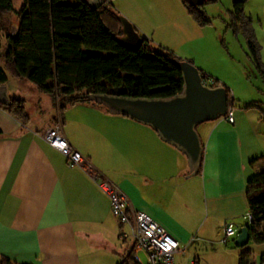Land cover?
I'll return each instance as SVG.
<instances>
[{
    "label": "crops",
    "instance_id": "0c3cea01",
    "mask_svg": "<svg viewBox=\"0 0 264 264\" xmlns=\"http://www.w3.org/2000/svg\"><path fill=\"white\" fill-rule=\"evenodd\" d=\"M144 1L150 9H144L141 0H111L110 5L148 42L154 23L186 14L181 0ZM257 5L264 40V0ZM195 32L204 39L201 30ZM253 32L259 45L258 32ZM164 51L174 57L178 53ZM196 68L213 77L205 65ZM16 82L38 104L49 97L27 82ZM35 104L31 105L36 108ZM54 115L55 110L48 125L31 128L0 111L1 257L12 264H119L128 245L119 235L126 228L112 218L94 174L115 186L133 212L159 225L184 248L180 255L189 254L188 260L237 264L241 252L253 253L245 246H233L238 229L244 227L235 224L247 213L245 182L256 173L248 170L251 150L234 121L196 127L201 128L196 130L202 145L201 170L186 178L185 158L150 128L90 104L68 108L63 115L62 134L83 159L81 167L67 168L58 152L41 139ZM228 224L236 233L229 238L231 246L220 244ZM252 264H259L254 254Z\"/></svg>",
    "mask_w": 264,
    "mask_h": 264
},
{
    "label": "trees",
    "instance_id": "16d2710c",
    "mask_svg": "<svg viewBox=\"0 0 264 264\" xmlns=\"http://www.w3.org/2000/svg\"><path fill=\"white\" fill-rule=\"evenodd\" d=\"M63 1L66 0H22L19 10L14 12L15 23L12 25L6 19L13 12L12 2L0 0V36L3 40L0 41V84H5L9 78L24 81L49 95L55 110L51 126L61 125L65 111L79 104L105 110L100 105L82 100L83 95L168 99L180 94V74L171 64L174 55L150 49L149 42L139 34L142 44L138 50L123 48L119 44V14L108 0L96 10H91L86 0ZM181 2L197 27L210 24L200 7L189 5L186 0ZM244 2L232 0L226 31L234 38H243L246 58L264 81L260 47L251 19L244 13ZM12 27L16 30L14 38L10 36ZM200 75L206 83L207 77ZM208 86L220 85L212 81ZM223 89L228 113L233 99L229 90ZM7 99V105H0V111L21 126H27L29 118L24 102L9 96ZM260 161L255 175L245 182L244 191L251 220L244 228L249 242L255 244L264 242V157ZM200 170L201 161L196 175ZM258 263L264 264V255L258 258ZM0 264L12 263L0 256ZM237 264H252L251 252H241Z\"/></svg>",
    "mask_w": 264,
    "mask_h": 264
},
{
    "label": "rangeland",
    "instance_id": "374dc122",
    "mask_svg": "<svg viewBox=\"0 0 264 264\" xmlns=\"http://www.w3.org/2000/svg\"><path fill=\"white\" fill-rule=\"evenodd\" d=\"M109 3L111 0H108ZM12 13L6 19L8 23H15V13L22 5V0H11ZM144 9H150L149 5L141 0ZM258 0H246L244 4V13L250 15L251 26L255 29L260 40L259 47L261 48V62L264 61V40L261 39L259 23L257 17L260 14ZM63 3H70L66 0ZM171 8V3H168ZM200 7L210 24L206 27L199 28L195 25L192 19L185 14L183 18L177 17L169 19L166 22L159 24L154 23V31L149 33V47L154 51L176 50L175 58L190 62L193 67L205 65L207 71L213 77L207 76V81H217L220 86L229 90L233 99L230 107L231 121L237 124L238 132L243 134L248 148L251 150L250 166L248 170L257 171L260 158L264 157V81L256 73L253 65L246 58L247 50L244 40L241 36L234 38L231 32L226 31L228 23V12L232 10V0H202ZM134 30H136L133 27ZM201 30L204 39L196 34L195 31ZM228 30V29H227ZM137 31V30H136ZM137 34L138 31H137ZM215 34V40H214ZM140 35V34H139ZM217 40V41H216ZM1 43L3 42L0 36ZM222 42V45H221ZM201 51H200V49ZM187 54L190 57H184ZM103 56H107L104 54ZM183 56V57H181ZM195 67V68H196ZM197 69V68H196ZM198 70V69H197ZM7 95L24 100L25 113L30 119L28 127L39 128L41 125H48L47 118L54 112V106L49 97H45V102L33 100V94L27 90L17 88L18 84L15 80H7ZM31 87V86H30ZM46 95V94H45ZM34 102L35 107L31 104ZM31 103V104H29ZM38 110L41 112L38 113ZM233 115V116H232ZM222 122L224 125H231L222 117L213 122ZM211 122V123H213ZM206 122L204 124H208ZM199 133L201 128L196 129ZM252 165V166H251ZM252 176V174H251ZM245 220L238 221L235 225L238 227L245 226ZM235 229V227H233ZM234 236L231 237V240ZM230 239L228 240V242ZM245 249L252 250L256 260H258L260 252H264V242L255 244L248 242ZM231 246V242H229ZM189 254L175 255V264H186ZM141 264H145V256L138 253Z\"/></svg>",
    "mask_w": 264,
    "mask_h": 264
},
{
    "label": "water",
    "instance_id": "95a60500",
    "mask_svg": "<svg viewBox=\"0 0 264 264\" xmlns=\"http://www.w3.org/2000/svg\"><path fill=\"white\" fill-rule=\"evenodd\" d=\"M91 10H96L104 0H86ZM189 5L199 6L202 0H186ZM121 37L119 44L136 51L142 38L132 25L122 16L117 17ZM16 30L10 29L15 37ZM179 72L182 89L179 95L168 99H137L113 95H83L80 98L102 106L108 114L121 116L150 128L157 138L179 152L186 161L187 176L194 177L200 165L202 145L196 127L226 117V95L222 86L209 87L202 81L200 72L187 61L171 60ZM8 99L4 84H0V105H7ZM249 242L246 228L241 227L233 241V246L242 248Z\"/></svg>",
    "mask_w": 264,
    "mask_h": 264
},
{
    "label": "built area",
    "instance_id": "2783aa9c",
    "mask_svg": "<svg viewBox=\"0 0 264 264\" xmlns=\"http://www.w3.org/2000/svg\"><path fill=\"white\" fill-rule=\"evenodd\" d=\"M204 84L209 85L210 82L207 81ZM224 119L228 124H231L230 112L226 113ZM41 139L58 152L64 159L67 168L81 167L83 159L64 138L60 124L57 123L44 129ZM93 180H95L98 190L106 197L112 218L118 225L126 228V231L119 235L121 241L128 243L119 264H141L137 257L138 253L145 256V264H175L174 256L183 253L184 248L179 247L175 240L146 215L133 212L125 196L115 186L95 174ZM243 219L247 224L251 221L248 213L244 215ZM233 227L231 224L224 227L220 239L221 245H226L229 238L235 236ZM187 264H198V262L191 259Z\"/></svg>",
    "mask_w": 264,
    "mask_h": 264
}]
</instances>
